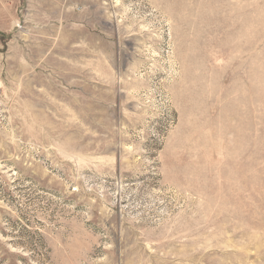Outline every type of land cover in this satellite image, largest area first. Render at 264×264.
Listing matches in <instances>:
<instances>
[{
	"label": "rangeland",
	"instance_id": "obj_1",
	"mask_svg": "<svg viewBox=\"0 0 264 264\" xmlns=\"http://www.w3.org/2000/svg\"><path fill=\"white\" fill-rule=\"evenodd\" d=\"M53 1L0 9V264H264V0Z\"/></svg>",
	"mask_w": 264,
	"mask_h": 264
},
{
	"label": "crops",
	"instance_id": "obj_2",
	"mask_svg": "<svg viewBox=\"0 0 264 264\" xmlns=\"http://www.w3.org/2000/svg\"><path fill=\"white\" fill-rule=\"evenodd\" d=\"M38 1L43 2V0H4V6L0 9H5L7 11H15L19 6H24L28 10L37 9ZM49 2L54 4L53 0H44V2ZM62 1V0H61Z\"/></svg>",
	"mask_w": 264,
	"mask_h": 264
}]
</instances>
